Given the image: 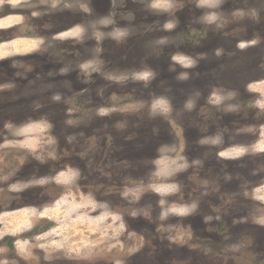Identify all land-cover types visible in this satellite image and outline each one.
<instances>
[{
	"label": "rangeland",
	"instance_id": "1",
	"mask_svg": "<svg viewBox=\"0 0 264 264\" xmlns=\"http://www.w3.org/2000/svg\"><path fill=\"white\" fill-rule=\"evenodd\" d=\"M4 16L0 264H264V0Z\"/></svg>",
	"mask_w": 264,
	"mask_h": 264
},
{
	"label": "flooded vegetation",
	"instance_id": "2",
	"mask_svg": "<svg viewBox=\"0 0 264 264\" xmlns=\"http://www.w3.org/2000/svg\"><path fill=\"white\" fill-rule=\"evenodd\" d=\"M7 5H8V3H7ZM8 16H4V17H0V20H2V19H6ZM35 23L39 26V28L41 29V28H43V32L45 33V34H54L55 32H57V28L58 27H60V22H57V21H52L51 20V18H50V20H45V21H43V20H35ZM45 25V26H44ZM39 35L41 36V37H43L40 33H39ZM7 106V105H6ZM6 106H1L0 105V110H3L4 109V107H6ZM229 137L230 136H228V137H225V140H229ZM216 153V152H215ZM219 156H221L222 157V154H223V151H221V152H218L217 153ZM248 156H242V157H239V159H241L242 160V164H244V162H245V159L247 158ZM224 158V157H223ZM225 159V158H224ZM239 159H237V160H239ZM241 170V167H240V165H239V168H238V171H240ZM242 170H246V168L243 166V169Z\"/></svg>",
	"mask_w": 264,
	"mask_h": 264
},
{
	"label": "snow or ice",
	"instance_id": "3",
	"mask_svg": "<svg viewBox=\"0 0 264 264\" xmlns=\"http://www.w3.org/2000/svg\"><path fill=\"white\" fill-rule=\"evenodd\" d=\"M158 107L162 106V105H157Z\"/></svg>",
	"mask_w": 264,
	"mask_h": 264
},
{
	"label": "bare ground",
	"instance_id": "4",
	"mask_svg": "<svg viewBox=\"0 0 264 264\" xmlns=\"http://www.w3.org/2000/svg\"><path fill=\"white\" fill-rule=\"evenodd\" d=\"M5 45V44H4ZM0 55H2V54H0Z\"/></svg>",
	"mask_w": 264,
	"mask_h": 264
}]
</instances>
